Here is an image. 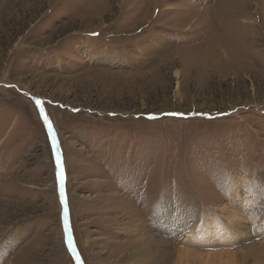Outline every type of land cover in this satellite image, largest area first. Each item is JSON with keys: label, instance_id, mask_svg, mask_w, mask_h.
Wrapping results in <instances>:
<instances>
[{"label": "rangeland", "instance_id": "rangeland-1", "mask_svg": "<svg viewBox=\"0 0 264 264\" xmlns=\"http://www.w3.org/2000/svg\"><path fill=\"white\" fill-rule=\"evenodd\" d=\"M40 109L82 264H264V0H0V264H77Z\"/></svg>", "mask_w": 264, "mask_h": 264}, {"label": "snow or ice", "instance_id": "snow-or-ice-1", "mask_svg": "<svg viewBox=\"0 0 264 264\" xmlns=\"http://www.w3.org/2000/svg\"><path fill=\"white\" fill-rule=\"evenodd\" d=\"M40 103L41 102L39 100L36 101L37 106H39ZM40 111H41V114L43 115V109H40ZM43 119H44L45 126L47 128V131L49 133L50 140H51V146L53 149V153L55 155V162H56V167H57V178H58V182L60 185L61 201L63 203L64 196H65L64 173H63V169L61 166V157H60L58 146H57V137L53 131V125L49 122V118L46 115H43ZM64 227H65V235L67 238L68 248L70 249L71 252L75 253L76 249L73 246V237H72L71 232L69 231V228H68V210H67V208H65V210H64ZM75 259L77 261V264H80V258L78 255L75 257Z\"/></svg>", "mask_w": 264, "mask_h": 264}, {"label": "bare ground", "instance_id": "bare-ground-1", "mask_svg": "<svg viewBox=\"0 0 264 264\" xmlns=\"http://www.w3.org/2000/svg\"><path fill=\"white\" fill-rule=\"evenodd\" d=\"M116 217H117L116 214H113V215L109 216L110 219H113V218H116ZM164 217H165V223H166V225H169V224L175 223V221H176L175 219H172L171 216H170L169 214H164ZM261 222H262V220H261ZM165 223H164V224H165ZM259 224H260V223H259ZM261 224H264V222H262ZM120 227H121V231H122V233H125V234L128 235L129 237H132V235L135 234V238H136L135 244H136V245H139L140 243H143V242H144V244H145V246H146L147 243L149 242V241L147 240V238L145 237V232H146V231H144L145 228H144L143 226L137 227L138 229H137L136 233L134 232L135 229H128V228H129V224L126 223V222L123 223V224H121ZM204 227H205V226H204ZM214 227H215V226H214ZM214 227H212V229H211V228L207 229V227H206L207 232H208V233H206V234L209 235V234L211 233L210 235H211L212 238H215V235H216V229H214ZM192 228H193V226L188 225V222H185V227L183 226V229H184V230H182V231L185 232V233H187L188 231H190L189 229H192ZM195 233H196V232H195ZM220 233H221V235H220L218 238L221 239V240L229 239V237L231 236V235H230L231 232H227V230H224V229H221ZM192 235H193V236L195 235V234H194V231L192 232V234L189 235V237L192 238ZM129 237H128V238H129ZM211 237H210V241H211ZM236 238H237V237H236ZM204 240H205V236L202 237L201 241L204 242ZM215 256H216V255H215ZM215 256L212 255L211 258L213 259ZM217 258H218V261L221 260L220 257H217ZM227 263H228V262H227Z\"/></svg>", "mask_w": 264, "mask_h": 264}, {"label": "water", "instance_id": "water-1", "mask_svg": "<svg viewBox=\"0 0 264 264\" xmlns=\"http://www.w3.org/2000/svg\"><path fill=\"white\" fill-rule=\"evenodd\" d=\"M40 113H41V112H40ZM43 121H44V119H43ZM53 131H54V129H53ZM54 133H55V131H54ZM55 134H56V133H55ZM56 137H57V136H56ZM57 145H58V140H57ZM51 147H52V146H51ZM52 152H53V149H52ZM53 155H54V153H53ZM54 159H55V155H54ZM55 163H56V162H55ZM61 166H62L63 173H64V168H63L62 163H61ZM64 184H65V173H64ZM58 198H59V204H60V208H61V217H62V223H63L64 237H65V241H66V244H67V238H66V235H65V227H64V210H65V208H67V204H66L65 196H64L63 203H62V201H61V196H60V185H59V183H58ZM67 210H68V209H67ZM68 228H69V231L71 232V230H70L69 216H68ZM71 235H72V234H71ZM73 246L75 247L74 241H73ZM67 247H68V245H67ZM68 249H69V248H68ZM75 249H76V247H75ZM69 251H70V249H69ZM70 254H71L72 258L75 260V262L77 263V261H76V259H75V257L78 255L77 250H76L75 253H73V252L70 251ZM78 256H79V255H78ZM79 258H80V256H79ZM80 264H82V262H81V258H80Z\"/></svg>", "mask_w": 264, "mask_h": 264}]
</instances>
